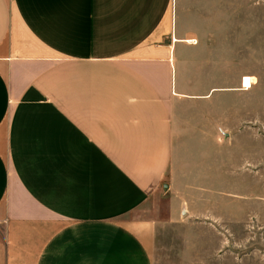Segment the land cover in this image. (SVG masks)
Returning a JSON list of instances; mask_svg holds the SVG:
<instances>
[{
  "label": "crops",
  "instance_id": "1",
  "mask_svg": "<svg viewBox=\"0 0 264 264\" xmlns=\"http://www.w3.org/2000/svg\"><path fill=\"white\" fill-rule=\"evenodd\" d=\"M172 3L0 0V264H154L177 181L219 175L249 75L199 71Z\"/></svg>",
  "mask_w": 264,
  "mask_h": 264
},
{
  "label": "rangeland",
  "instance_id": "2",
  "mask_svg": "<svg viewBox=\"0 0 264 264\" xmlns=\"http://www.w3.org/2000/svg\"><path fill=\"white\" fill-rule=\"evenodd\" d=\"M172 13L186 39L205 46L199 55L219 56L199 61V71L248 73L241 88H251V123L221 130L219 175L199 181L204 189L177 181L173 197L186 211L159 231L154 264H264V0H173Z\"/></svg>",
  "mask_w": 264,
  "mask_h": 264
},
{
  "label": "built area",
  "instance_id": "3",
  "mask_svg": "<svg viewBox=\"0 0 264 264\" xmlns=\"http://www.w3.org/2000/svg\"><path fill=\"white\" fill-rule=\"evenodd\" d=\"M194 42V41H193Z\"/></svg>",
  "mask_w": 264,
  "mask_h": 264
}]
</instances>
